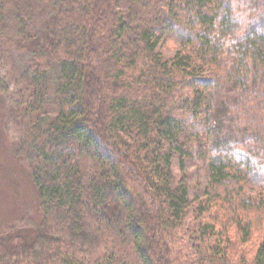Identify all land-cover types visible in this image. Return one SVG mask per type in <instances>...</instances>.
Listing matches in <instances>:
<instances>
[{
	"label": "trees",
	"instance_id": "trees-1",
	"mask_svg": "<svg viewBox=\"0 0 264 264\" xmlns=\"http://www.w3.org/2000/svg\"><path fill=\"white\" fill-rule=\"evenodd\" d=\"M7 21L30 54L0 68L4 128L41 221L0 264H264V0H0Z\"/></svg>",
	"mask_w": 264,
	"mask_h": 264
},
{
	"label": "rangeland",
	"instance_id": "rangeland-1",
	"mask_svg": "<svg viewBox=\"0 0 264 264\" xmlns=\"http://www.w3.org/2000/svg\"><path fill=\"white\" fill-rule=\"evenodd\" d=\"M15 28L11 21L0 25V68L6 72L22 70L30 54L24 49L18 50ZM180 48V41L173 36L161 39L158 46L166 59H170ZM12 106L10 94L0 90V234L14 227L33 235L35 226L41 221L39 194L29 168L19 161L11 138L5 133V118ZM173 171L177 178H183L190 185L192 195H201L209 181L207 172L188 161L181 164L178 159H174ZM251 245L247 244L246 249L248 247L253 251L254 244Z\"/></svg>",
	"mask_w": 264,
	"mask_h": 264
}]
</instances>
